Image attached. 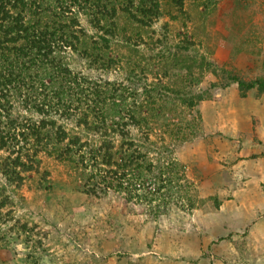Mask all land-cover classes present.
<instances>
[{"label":"rangeland","instance_id":"1","mask_svg":"<svg viewBox=\"0 0 264 264\" xmlns=\"http://www.w3.org/2000/svg\"><path fill=\"white\" fill-rule=\"evenodd\" d=\"M128 1L105 20L116 24L112 37L104 23L79 15L104 64L79 52L67 60L73 72L122 85L139 102L148 100V86L170 89L165 97L152 92V108L164 114L141 109L152 139L166 144L149 154L163 170L153 184L166 194L164 205L153 215L125 205L123 194H85L68 163L41 155L20 184L0 171V264H264V166L237 165L261 152L246 143L257 125L248 101L264 105V0H146L157 8L143 6L144 14L140 0ZM235 80L254 88L241 92ZM7 156L0 152V162ZM241 182L256 183L240 193L260 199L263 218L253 227L217 213Z\"/></svg>","mask_w":264,"mask_h":264},{"label":"trees","instance_id":"2","mask_svg":"<svg viewBox=\"0 0 264 264\" xmlns=\"http://www.w3.org/2000/svg\"><path fill=\"white\" fill-rule=\"evenodd\" d=\"M119 5L120 0H0V152L8 153L0 171L20 184V173L35 168L41 155L54 157L70 165L85 194H123L125 205L157 215L166 194L153 181L163 170L149 154L166 144L152 139L151 121L141 109L164 114V107L152 108V92L165 97L170 89L148 86V100L139 102L122 85L73 72L67 60L69 52H79L104 64L103 48L98 53L96 42L87 43L79 15L104 23L100 28L112 37L116 24L105 20L117 15ZM143 6L156 12L157 5L146 0L136 10L143 13ZM108 42L101 45L107 48ZM235 82L241 92L254 88ZM131 130L142 137H132Z\"/></svg>","mask_w":264,"mask_h":264},{"label":"crops","instance_id":"3","mask_svg":"<svg viewBox=\"0 0 264 264\" xmlns=\"http://www.w3.org/2000/svg\"><path fill=\"white\" fill-rule=\"evenodd\" d=\"M249 103H251V106L257 107L256 109V119H257V125L255 127L254 130V140L251 142H249L248 144L246 143V147L248 149V151L250 150H254L255 148H259L260 149V153L259 154H255L253 155L251 152V158L248 159H243V160H239L237 162V165L240 164V166L243 168L244 166L246 167V164L250 163H262L264 166V105L262 102V99H255V100H251L248 101ZM229 136H233L235 138H238L237 134H233V135H229ZM263 157H261V156ZM245 167L243 168V170L245 169ZM246 175L251 176V172L249 170V168L246 170ZM264 175V174H263ZM260 176V175H259ZM259 178L255 177L254 180H258ZM261 183H264V180L260 183H258V185H260ZM240 184L239 187H243L241 189V191H234L232 198L229 199H225L224 201L222 200V203L219 206V210H217V213L223 214V219L225 218L226 220H230L234 217H238L240 219H248L250 222L251 227L258 225L259 224V219L263 218L259 215H257V205L260 202V199H258L257 197L253 198V199H247V198H241L240 193L246 192V193H251L252 189H250V187H254L256 185V183H252L251 185H249V183H238ZM249 185V186H248ZM244 194V193H243ZM258 196V194H257ZM239 198H241V202L245 201V206H243V204L238 201ZM254 204L256 206H254ZM245 222V223H247Z\"/></svg>","mask_w":264,"mask_h":264}]
</instances>
